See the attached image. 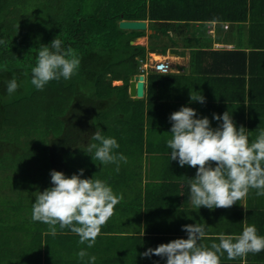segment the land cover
<instances>
[{"label": "crops", "instance_id": "crops-1", "mask_svg": "<svg viewBox=\"0 0 264 264\" xmlns=\"http://www.w3.org/2000/svg\"><path fill=\"white\" fill-rule=\"evenodd\" d=\"M229 1L215 0L208 8L183 5L173 12H231ZM246 6L249 9V1ZM249 11L233 14L236 18L230 19L164 20L152 19L147 13L144 34L130 40V44L146 48L145 56L138 57L137 72L132 73L144 74V95L136 99L129 93V84L127 89L129 97L146 104L142 118L137 122L100 118L103 123L99 125L101 131L102 126L119 127L115 135L122 134L129 143L128 147L120 146L127 163L120 162L118 172L116 165L110 164L114 168L110 169L111 180H105L123 199L101 226L93 247L80 244L79 236L70 230L57 232L43 238L41 252L45 257L33 264H88L90 256L96 257L95 264H166V258L141 254L161 243L187 239L182 226L195 223L204 225L206 236L200 243L208 247L219 243L221 233L240 234L245 224L255 225L258 234L264 236V196L257 197L256 190H250L230 208H196L190 200L189 178H194L197 168L181 167L178 160H171L166 143L171 138L169 117L181 106L195 109L197 118L207 117L213 128L222 122L213 119V114L222 116L228 111L237 129L242 125L250 132V142L264 130V14ZM163 36L167 41L160 48L157 43ZM156 54L169 60V72L152 68V62L161 59ZM113 82L120 85L123 80ZM190 91L202 94L205 102L190 101ZM83 126L87 151L97 128L88 122ZM81 249L88 253L83 261L76 255ZM220 259L221 264H264V251L234 260L225 253Z\"/></svg>", "mask_w": 264, "mask_h": 264}, {"label": "trees", "instance_id": "trees-1", "mask_svg": "<svg viewBox=\"0 0 264 264\" xmlns=\"http://www.w3.org/2000/svg\"><path fill=\"white\" fill-rule=\"evenodd\" d=\"M145 1L149 2V10H141ZM247 1L252 15L264 14V0H230L231 12L218 11L215 15L195 9L173 12L178 6L190 4L208 8L215 0H0V40L5 41L0 44V115L4 118L0 149L10 150L4 140L1 142L5 127L9 134H24L26 138L34 135L42 143L48 142L38 152L46 155L35 157L31 167L37 168L41 181L51 187L52 170L67 175L66 160L59 154L84 145L85 122L100 117L126 118L133 122L142 118L146 104L129 97L127 89L130 75L137 72L138 57L146 54L145 46L130 44V40L145 31L119 28L122 17L143 19L148 13L152 19L164 20L208 16L230 19L236 18L233 14L244 15V10L250 13ZM234 4L238 6L232 8ZM58 35L65 49L71 47L77 52L80 66L70 79L52 80L43 90H37L31 84V68L35 66L38 49ZM13 77L19 87L9 96L7 82ZM116 79L123 83L113 85ZM44 226L47 229L41 232L45 230L49 236L48 226ZM7 230L0 217V264H32L28 244L33 235L29 226L13 238L6 236ZM36 240L41 248L40 233Z\"/></svg>", "mask_w": 264, "mask_h": 264}, {"label": "clouds", "instance_id": "clouds-1", "mask_svg": "<svg viewBox=\"0 0 264 264\" xmlns=\"http://www.w3.org/2000/svg\"><path fill=\"white\" fill-rule=\"evenodd\" d=\"M4 43L0 40V44ZM80 63L77 52L71 47L65 49L58 35L50 44L38 49L35 66L31 68V84L43 90L52 80H68ZM18 87L17 79H10L8 95L15 93ZM190 101L204 103L205 97L190 91ZM213 119L222 122L213 128L207 117L197 118L196 110L187 106H181L169 117L171 138L166 143L171 150V160H178L181 167L197 168L194 178H189L191 203L198 209L230 208L250 190H256L257 197L264 196V130L250 142V132L242 125L237 129L228 111L222 116L214 113ZM91 139L94 142L88 145L87 153H93L92 160L102 165L115 164L117 172L120 162L127 163V157L115 151L120 147L115 138L106 137L97 128ZM83 172L80 169L79 174L67 176L52 170V186L36 192L31 219L46 224L52 236L57 234L58 228L70 230L79 236L80 244L86 243L91 248L101 226L114 214L123 196L116 195L106 181L82 178ZM182 230L187 233V239L161 243L141 255L166 258V264H221L220 258L225 253L228 259L234 260L264 251V236L258 234L255 225L245 224L238 235L221 233L219 243H212L210 247L200 243L206 236L203 224L184 225ZM76 255L83 261L88 253L81 249ZM95 261L96 257L90 256L88 264Z\"/></svg>", "mask_w": 264, "mask_h": 264}, {"label": "rangeland", "instance_id": "rangeland-1", "mask_svg": "<svg viewBox=\"0 0 264 264\" xmlns=\"http://www.w3.org/2000/svg\"><path fill=\"white\" fill-rule=\"evenodd\" d=\"M154 1L158 2V0ZM148 6L149 2L146 4L145 1L141 10H149ZM165 38V36L159 37L157 44H159L160 48L161 44L167 41ZM112 84H116V82H112ZM14 112H16V109ZM100 118L104 119L103 117ZM100 118L92 119L87 122L90 123V127L101 128L99 125L103 123V121ZM3 121V115H0V128L3 125ZM102 128V133L106 137L115 138L120 146H129L126 139H122V134L115 135V130H118L119 127L107 125V127L102 126ZM122 128L124 129V126ZM9 133L11 132H8L6 127L5 130L1 132V142L4 140L5 143L9 145L12 152L4 147L3 149L5 150L0 149V153H4L3 156L0 157V217L1 221L8 227V230L5 232L6 236L11 238H13L15 233L20 235L21 232L29 226V233L33 235V239L30 240V245L28 244V248L32 250L29 254V260H31L33 264L36 261H42L45 257L44 252L40 250V245L36 244V238L39 233L43 238L46 237L47 231H41L47 229V227L44 226V223L32 221V204L35 203L36 192L43 191L50 186L47 182L43 183L41 181L37 172L38 169L35 167L32 169L31 165L35 157L46 155V153L38 152H40L43 146L47 147L48 142L42 143L40 138L34 135L26 138L24 134ZM93 142L94 141H92V143ZM121 150L122 149L119 147V149L115 151L121 153ZM92 155L93 153H87L86 144L82 145L81 148H77V150L59 154L60 158L66 160L65 172L67 176L79 174V170L83 169L82 178H93L103 181L111 180L110 169H114L113 166L110 164L102 165L100 161L92 160ZM66 230H59L58 228L59 232H65ZM21 249H19V251H21ZM36 253H38V255H36Z\"/></svg>", "mask_w": 264, "mask_h": 264}, {"label": "water", "instance_id": "water-1", "mask_svg": "<svg viewBox=\"0 0 264 264\" xmlns=\"http://www.w3.org/2000/svg\"><path fill=\"white\" fill-rule=\"evenodd\" d=\"M118 27L126 30H144L147 27V22L144 19H120ZM144 74H131L129 81V93L134 98H139L144 95Z\"/></svg>", "mask_w": 264, "mask_h": 264}, {"label": "built area", "instance_id": "built-area-1", "mask_svg": "<svg viewBox=\"0 0 264 264\" xmlns=\"http://www.w3.org/2000/svg\"><path fill=\"white\" fill-rule=\"evenodd\" d=\"M152 68L161 73H167L170 71V62L167 59H158L152 62Z\"/></svg>", "mask_w": 264, "mask_h": 264}, {"label": "bare ground", "instance_id": "bare-ground-1", "mask_svg": "<svg viewBox=\"0 0 264 264\" xmlns=\"http://www.w3.org/2000/svg\"><path fill=\"white\" fill-rule=\"evenodd\" d=\"M155 57H156V58H161L162 55L156 54Z\"/></svg>", "mask_w": 264, "mask_h": 264}]
</instances>
